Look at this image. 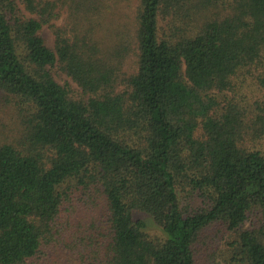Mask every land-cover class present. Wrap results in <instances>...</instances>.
<instances>
[{"label": "trees", "instance_id": "16d2710c", "mask_svg": "<svg viewBox=\"0 0 264 264\" xmlns=\"http://www.w3.org/2000/svg\"><path fill=\"white\" fill-rule=\"evenodd\" d=\"M0 93V264H264V0H0Z\"/></svg>", "mask_w": 264, "mask_h": 264}, {"label": "rangeland", "instance_id": "374dc122", "mask_svg": "<svg viewBox=\"0 0 264 264\" xmlns=\"http://www.w3.org/2000/svg\"><path fill=\"white\" fill-rule=\"evenodd\" d=\"M122 6H124L122 4ZM64 17L56 22V25L63 23ZM43 35L49 46L54 45V35L48 28H44ZM58 81L63 83L69 81L66 77H59ZM15 100L0 93V145L10 143L22 147L25 142V117L21 115V110ZM184 203V198H182ZM205 238V245L208 252L204 253L202 264H230L228 257L231 256V242L234 238L225 232L221 227H216ZM69 259L75 260L76 256L69 250L62 248L59 244L54 251L46 256L45 261L48 264H69Z\"/></svg>", "mask_w": 264, "mask_h": 264}]
</instances>
